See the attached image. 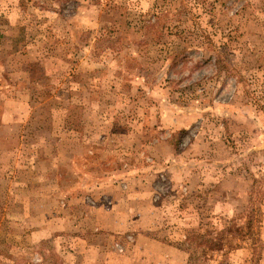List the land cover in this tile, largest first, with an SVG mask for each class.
Segmentation results:
<instances>
[{
	"label": "rangeland",
	"instance_id": "rangeland-1",
	"mask_svg": "<svg viewBox=\"0 0 264 264\" xmlns=\"http://www.w3.org/2000/svg\"><path fill=\"white\" fill-rule=\"evenodd\" d=\"M221 228L196 264H264V0H0V264H188Z\"/></svg>",
	"mask_w": 264,
	"mask_h": 264
},
{
	"label": "trees",
	"instance_id": "trees-1",
	"mask_svg": "<svg viewBox=\"0 0 264 264\" xmlns=\"http://www.w3.org/2000/svg\"><path fill=\"white\" fill-rule=\"evenodd\" d=\"M246 218L247 231H245L244 233L250 234V236L254 238L255 235L253 234L256 223L255 212H248ZM238 230L239 227L237 231ZM228 231H230V228H221L220 230H207L202 234H195L190 237V246H188L187 248L189 253L188 264H196V261L199 259V257H202L205 253H210L222 249L224 247V241L228 239ZM252 241L256 243L257 238L255 237V239H252ZM198 248L203 250L202 253H200L201 255H197L199 254V252H197Z\"/></svg>",
	"mask_w": 264,
	"mask_h": 264
},
{
	"label": "crops",
	"instance_id": "crops-1",
	"mask_svg": "<svg viewBox=\"0 0 264 264\" xmlns=\"http://www.w3.org/2000/svg\"><path fill=\"white\" fill-rule=\"evenodd\" d=\"M144 179V178H143ZM122 182H119V186H120V184H121ZM137 185H138V187H142L143 186V182L141 181L140 183H136ZM123 186L126 188H128V189H126V190H124V191H127V190H129L130 189V186L129 185H127V184H125V183H123ZM104 190H106V189H104ZM127 192H129V191H127ZM138 192H139V189H138ZM141 197H143V195L141 196ZM129 198H133L132 196H129ZM141 199V198H140ZM139 199V200H140ZM112 202H113V208H110L109 209V211H111V212H117V211H119L117 208L118 207H122V208H124L125 207V203H123V204H121L120 205V203L119 204H117L116 203V201L112 198ZM122 201V200H121ZM115 203H116V205H115ZM139 204V210H142V208L144 207V203H138ZM123 211V210H122ZM134 222V224H136L137 223V220H135V221H133ZM52 230H54V229H52ZM55 230H58V229H55ZM46 251V249L45 248H41L40 249V252L38 251V252H36L35 254H34V256H33V258L32 259H34V257L37 255L39 258H40V260L41 261H47L46 260V254H48V252H45Z\"/></svg>",
	"mask_w": 264,
	"mask_h": 264
}]
</instances>
